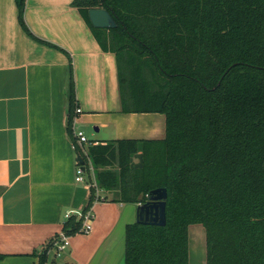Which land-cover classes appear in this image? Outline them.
<instances>
[{"label": "trees", "instance_id": "trees-1", "mask_svg": "<svg viewBox=\"0 0 264 264\" xmlns=\"http://www.w3.org/2000/svg\"><path fill=\"white\" fill-rule=\"evenodd\" d=\"M16 2L24 25L25 0ZM72 6L102 50L116 55L122 111L165 115L162 139L84 147L97 185L119 192V201L137 204L151 189L167 190L164 225L127 224L124 264H189L191 224L204 227L206 264H264V0H72ZM96 7L108 10L115 27L90 23L88 10ZM69 98L74 143L73 82ZM89 191L84 209L107 199L93 186ZM81 223L71 214L62 232L74 235ZM58 239L48 241L39 264Z\"/></svg>", "mask_w": 264, "mask_h": 264}, {"label": "crops", "instance_id": "crops-1", "mask_svg": "<svg viewBox=\"0 0 264 264\" xmlns=\"http://www.w3.org/2000/svg\"><path fill=\"white\" fill-rule=\"evenodd\" d=\"M18 13L16 0H0V264H39L48 241L62 232L60 219L90 196V174L82 185L75 180L71 82L83 147L162 139L166 125L163 113L122 111L116 55L102 50L72 0H25L27 30ZM106 191L116 196L94 200L91 231L70 235L60 251L49 248L45 264L121 263L133 203Z\"/></svg>", "mask_w": 264, "mask_h": 264}, {"label": "water", "instance_id": "water-1", "mask_svg": "<svg viewBox=\"0 0 264 264\" xmlns=\"http://www.w3.org/2000/svg\"><path fill=\"white\" fill-rule=\"evenodd\" d=\"M88 18L94 27L111 28L115 27L116 22L106 8L96 7L88 10ZM138 158L137 166L142 165L141 154H135ZM77 162H82L79 154L76 155ZM167 190L165 187L151 189L147 198L140 203L133 204L134 222L164 225L166 222L165 204ZM120 264H124V257Z\"/></svg>", "mask_w": 264, "mask_h": 264}, {"label": "rangeland", "instance_id": "rangeland-1", "mask_svg": "<svg viewBox=\"0 0 264 264\" xmlns=\"http://www.w3.org/2000/svg\"><path fill=\"white\" fill-rule=\"evenodd\" d=\"M74 118L72 119L71 122V129L72 132H77L79 131L74 127ZM88 139L92 140V137L90 136V133L88 131L85 132ZM92 169H89L90 172V178H88V181L91 185L94 187V193L97 195H100L101 197L106 195V196H112L113 192L106 191L104 189H101L95 180V174H94V167L91 166ZM84 176V181H76L77 185H82L85 183V178H87V173L83 174ZM87 181V180H86ZM81 182V183H79ZM114 195L116 194L115 192L113 193ZM116 196V195H115ZM60 221H64L63 218L60 219ZM61 228V226H60ZM55 250L56 247H55ZM54 252V248L52 250ZM51 251V254L53 256V252ZM205 230L204 227L201 224H191L188 227V257H189V264H206V258H205ZM54 258V257H53Z\"/></svg>", "mask_w": 264, "mask_h": 264}, {"label": "built area", "instance_id": "built-area-1", "mask_svg": "<svg viewBox=\"0 0 264 264\" xmlns=\"http://www.w3.org/2000/svg\"><path fill=\"white\" fill-rule=\"evenodd\" d=\"M80 108L78 106H76L75 108V112H79ZM72 135L75 139L73 146H79L81 151L83 152V159L85 160L84 164H79V162H77V166H76V176H75V180L76 181H82L84 179L83 174L85 173H89V169H92L91 166V161L88 157V154L86 153L83 144L84 142L87 141L86 137L83 135L82 131H77V132H72ZM94 184H90L88 183V186H91ZM95 196H100L95 194ZM101 197V196H100ZM71 214H75L78 218H81L82 223H81V227L78 230V233H82V234H87L91 231L92 229V219H93V214H92V210H91V206L88 207L87 209H77V210H69L66 212L65 214V218L69 217ZM68 237L69 235L64 234L63 232H61L59 234V239L55 242L56 245V249L57 251L62 250L64 247H66V245L68 244Z\"/></svg>", "mask_w": 264, "mask_h": 264}]
</instances>
